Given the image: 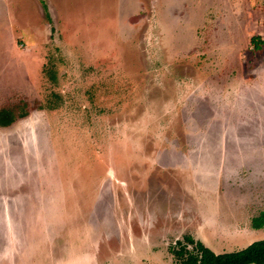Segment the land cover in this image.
I'll return each mask as SVG.
<instances>
[{
	"label": "rangeland",
	"instance_id": "rangeland-1",
	"mask_svg": "<svg viewBox=\"0 0 264 264\" xmlns=\"http://www.w3.org/2000/svg\"><path fill=\"white\" fill-rule=\"evenodd\" d=\"M0 109V264L264 239V0H0Z\"/></svg>",
	"mask_w": 264,
	"mask_h": 264
},
{
	"label": "trees",
	"instance_id": "trees-1",
	"mask_svg": "<svg viewBox=\"0 0 264 264\" xmlns=\"http://www.w3.org/2000/svg\"><path fill=\"white\" fill-rule=\"evenodd\" d=\"M261 42L259 35L250 39L253 48L258 50ZM15 115L12 109H0V126H9L15 117L22 118L26 113L22 110ZM253 223L256 228L264 226V212L255 217ZM185 242L191 249L184 246ZM170 253L178 264H264V239L255 240L239 250L214 253L201 241L182 236L176 245L171 243Z\"/></svg>",
	"mask_w": 264,
	"mask_h": 264
},
{
	"label": "flooded vegetation",
	"instance_id": "flooded-vegetation-1",
	"mask_svg": "<svg viewBox=\"0 0 264 264\" xmlns=\"http://www.w3.org/2000/svg\"><path fill=\"white\" fill-rule=\"evenodd\" d=\"M177 240H182V238L181 239H177ZM177 240H175V241H172V244H175L176 245V241ZM186 243V242H185ZM184 246L187 248V249H191V246L189 245V244H184ZM172 255V254H171ZM172 258H173V256H172ZM173 260H174V264H178L176 261H175V259L173 258Z\"/></svg>",
	"mask_w": 264,
	"mask_h": 264
}]
</instances>
